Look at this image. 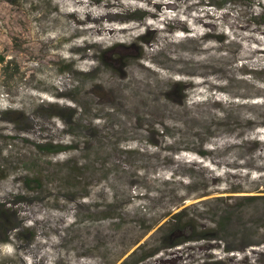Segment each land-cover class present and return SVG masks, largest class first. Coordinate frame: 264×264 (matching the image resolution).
<instances>
[{"label": "rangeland", "instance_id": "obj_1", "mask_svg": "<svg viewBox=\"0 0 264 264\" xmlns=\"http://www.w3.org/2000/svg\"><path fill=\"white\" fill-rule=\"evenodd\" d=\"M241 5L0 0V264H131L186 207L212 227L232 212L254 245L140 264L257 260L264 17Z\"/></svg>", "mask_w": 264, "mask_h": 264}, {"label": "trees", "instance_id": "obj_2", "mask_svg": "<svg viewBox=\"0 0 264 264\" xmlns=\"http://www.w3.org/2000/svg\"><path fill=\"white\" fill-rule=\"evenodd\" d=\"M222 1L226 3L231 2L236 5L242 4L243 7L248 11V13L251 15L253 19H257L259 16L264 17V8L262 7L264 0H222ZM257 2H259L260 7L262 8L261 13L259 12V10H257L258 9ZM221 7H223V4H221ZM51 146L57 147V146H53L52 144H42L39 147L43 152L44 151L48 152ZM202 155L205 156L206 154L203 152ZM243 199L251 202L254 200V197L247 196L244 197ZM2 214H4V211L0 210V220L2 219ZM216 216H219V214H216ZM233 217H234L233 213L228 211L226 214L219 216L218 220L216 219V221H214L215 225L212 227V226H208V224L203 225L202 223H200L201 217L199 218L197 215L191 213V208L186 207L182 211L172 215L171 218L162 227L164 232L160 240L161 247L154 252V255H157L158 252L162 250L180 248L186 245H190L192 243L224 244L223 250L226 254H231L234 252H244L246 248L254 245L255 242L252 241L253 235L250 233H246L244 234L241 241L238 240L237 239L238 234L237 233L232 234L230 229V224H232ZM154 255H152V253L151 255L146 254L143 259H148ZM143 259H138L136 262L131 264H140L141 261H143ZM229 259L227 260V263H225V261L222 258L217 259L218 261L214 260L213 263L264 264V252L260 253L256 261L251 260L248 256L243 257V259H239L240 261H237L235 263H231V261L233 262V260L230 259L231 261H229ZM122 264H130V262L126 260Z\"/></svg>", "mask_w": 264, "mask_h": 264}]
</instances>
